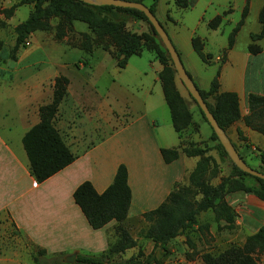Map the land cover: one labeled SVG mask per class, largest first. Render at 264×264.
<instances>
[{
    "label": "crops",
    "instance_id": "1",
    "mask_svg": "<svg viewBox=\"0 0 264 264\" xmlns=\"http://www.w3.org/2000/svg\"><path fill=\"white\" fill-rule=\"evenodd\" d=\"M18 2L0 0V10ZM246 2L195 0L189 8L180 9L175 0H157L155 16L198 89L207 90L219 71V91L237 94L240 118L225 132L238 154L246 162L254 155V168H259L258 154L264 150V134L246 125L244 117L250 114L248 97L264 96V37L251 38V34L261 30L259 13L264 0H248V12L235 34L234 43L228 47V35L241 19ZM32 4L17 5L8 18L0 13V19L5 22L0 29L13 30L12 46L18 23L11 25V19L22 5H28L30 13ZM216 17H220L219 22L210 27L209 23ZM139 25L138 32L143 31L145 26ZM44 35L45 31H35L29 37L38 40V48L42 43L59 42L82 51L66 37L58 41ZM193 37L201 39L203 52L208 56L206 60L192 47ZM28 42L27 46H32V42ZM251 44L255 46L254 51L249 48ZM22 48L16 51L14 60H10L8 54L0 56V247L6 248L3 251L0 248V264H27L21 252L27 253L32 263V248L44 249L48 257L63 258L72 253L104 252L117 239L116 222L111 221L100 229L91 228L74 202L73 192L80 183L89 181L96 192L102 193L112 182L119 164L127 167L132 194L124 224L136 245L126 249L118 259L126 260L140 251L141 261L153 252L162 264H205L201 259L203 253L217 254L231 245L240 246L259 230L264 221V202L252 193L234 190L224 196L230 208L229 220L222 210L210 207L196 214L195 222L168 244L167 253L159 246L154 247L152 240L144 235L147 222L142 214L157 208L175 183L187 184L198 160L181 151L170 163H165L161 157L160 149L178 148L180 138L159 82L160 63L150 60L146 64L131 63L133 56L149 51L143 50L130 56L125 67L119 68L108 51L97 48L92 55L87 54V58L75 63L77 69L88 65L91 72H61L57 67L52 72H33L24 63L32 50L21 52ZM100 50L103 56L95 57ZM149 52L157 59L154 52ZM106 59L114 60L113 71L117 72H95L104 67ZM127 67L133 72L117 70L124 71ZM107 74H117L119 79H112L104 87L98 86V78ZM59 75L66 76L69 83L54 124L75 159L37 182L30 173L22 137L39 122L40 106L51 102L54 80ZM176 85L186 96L179 80ZM190 109L200 127V136L192 137L193 140L201 145L206 139L207 145L213 146L208 133L210 126L200 114L195 118L191 105ZM210 150L219 164L218 150L215 146ZM226 174L224 168H220L210 183L219 184ZM257 258L259 264H264V253Z\"/></svg>",
    "mask_w": 264,
    "mask_h": 264
},
{
    "label": "trees",
    "instance_id": "2",
    "mask_svg": "<svg viewBox=\"0 0 264 264\" xmlns=\"http://www.w3.org/2000/svg\"><path fill=\"white\" fill-rule=\"evenodd\" d=\"M132 1L144 3L155 15L157 0ZM246 1L241 19L228 35V47L234 43L235 34L248 12V0ZM194 2L195 0H175L176 6L180 9L189 8ZM22 3H33L32 10L28 17L14 28L15 43L7 53L12 60L15 59L16 51L20 47H25V42L33 32H49L55 29L54 38L60 41L74 30L75 21L85 23L88 31H81L78 38L70 43L89 55H92L97 48L108 51L116 60L119 68L125 67L130 56L138 55L143 50L155 53L161 65L158 72L159 82L170 110L173 127L180 138L178 148H161V157L165 163H170L178 158L181 151L186 156L197 157L198 160L189 174L187 184L175 183L166 199L157 208L142 214L147 222L144 235L152 240L154 247L159 246L164 253H167L168 244L195 222L196 214L210 207L215 211L222 210L226 214V219L229 220L230 208L224 201V196L231 191L241 190L252 193L264 202V179L241 171L233 163L232 167L238 176H223L219 184L210 183V179L218 174L220 166L215 158L206 154L209 148L202 147L192 138L199 124L193 120L190 105L194 104L202 120L209 126L210 124L188 91L186 90L187 94L184 96L178 90L176 80L179 78H177L170 55L142 11L112 5H92L80 0H19L10 8L0 10V13L8 18L15 7ZM53 18L57 19L54 27L51 24ZM219 20L220 17L214 18L209 23L210 27H215ZM135 21L145 22L147 29L140 32L131 30L128 24ZM259 22L261 30L256 34H251L253 40L264 37V6L259 13ZM4 25L5 22L0 19V27ZM192 47L203 60L207 59L208 56L203 52L200 38H192ZM249 48L251 51L255 50L252 44ZM4 55V41L0 38V56L3 58ZM218 74L219 71L211 80L207 90H198L219 126L226 130L229 125L240 118V109L236 93L219 91ZM68 83L69 79L64 75L55 78L51 102L40 106L39 122L22 137L30 173L37 182L44 181L75 159L54 124L58 107L67 96ZM248 105L250 114L244 117L246 125L264 134V96L250 95ZM210 128V137L217 141L215 147L219 155L228 157L211 126ZM258 158L261 166L251 167L264 172V150H260ZM243 175L254 178L257 183L249 185L240 178ZM131 197L128 171L124 164L118 165L112 182L102 193L96 192L89 181H83L77 186L73 192V200L90 227L100 229L109 222L115 221L114 230L117 239L100 254L77 253L72 264H162L161 260L155 258L153 252L148 254L143 261L140 260L142 256L140 251L126 260H112L114 255L118 258L126 249L136 245V241L124 224ZM187 243L191 246L190 242ZM263 253L264 221L259 230L248 236L242 245H231L217 254L205 252L201 255V259L205 264H259L257 255ZM32 260L33 264H70L65 262L63 256L48 257L42 248L33 249Z\"/></svg>",
    "mask_w": 264,
    "mask_h": 264
},
{
    "label": "rangeland",
    "instance_id": "3",
    "mask_svg": "<svg viewBox=\"0 0 264 264\" xmlns=\"http://www.w3.org/2000/svg\"><path fill=\"white\" fill-rule=\"evenodd\" d=\"M28 13H29V6L28 5L20 6L19 9L16 11L15 15L13 16V18L11 19V22H10L11 25H15V24L25 20L28 17ZM56 22H57L56 18L51 19V24L53 27L56 25ZM138 22H140L141 24H143V26H145L144 30L147 29V24L143 21L131 22L128 24V27L131 30L139 31L140 30V25H139L140 23H138ZM54 30L55 29H53L49 32H45L44 36L52 37V39H54V32H55ZM81 31H87L86 24L83 22H80V21H75L74 22V30L72 32L68 33L66 36L68 42H73L74 40H76V38H78L79 33ZM38 34H40V33H38ZM36 36H38V35H36ZM0 38L3 39L4 42L6 43L5 54H7L8 51L12 48V44L14 42L13 30L10 27H5L3 29H0ZM28 40L30 42H32V46H26L25 45V47H23L21 49V52H25L26 50H27L26 52H30L32 50L31 55L28 58H26L24 63H25V65H29V67L31 69H33V72H52L53 70L56 69V67L61 72H91L90 67L88 65H86L84 68H81V69H77L75 67V63H78L79 59H84V58L88 57V55L85 54L83 51H80V50L75 49V48H71L64 43H59V42L58 43L49 42L46 44L42 43L40 48H38L39 47L38 46L39 45L38 40H36L33 36L29 37ZM101 54H103V53L100 50V51H98L97 55H95V57L96 56L102 57L103 55H101ZM8 58H9V55H8ZM10 60H12V59H10ZM148 60L155 61L156 64H158V60L155 59L154 54L149 52V51H144L141 56H133L130 62L134 63V62L141 61L142 63L146 64L148 62ZM103 64H104L103 65L104 67L101 70H96L95 72H117V71H113V68H115L114 60L106 59L105 62L103 61ZM61 67H63V68H61ZM117 70H118V72H133V69L131 67H127V69L124 71H122L121 69H118V68H117ZM112 79L117 81L119 79V76L117 74L114 76H111L110 74L103 75L100 78H98V80H97L98 86L104 87V86L108 85ZM113 84H115V83H113ZM181 86L183 87V85H181ZM184 90L186 91L185 88H184ZM186 94H187V92H186ZM191 106L193 107L195 118H196L199 115V112L196 111L197 107L194 104H192ZM206 127H208V126L206 125ZM208 133H210V136H211V128L208 129ZM204 135H205L204 133H201L202 137H204ZM193 136H198V137L200 136V127L198 128L197 132ZM210 139H211L210 140L211 143L214 142L213 146H216L217 141L213 140L211 137H210ZM207 144H208V141L205 139L203 141V143L201 144V146L202 147L208 146L209 150L206 154H209L213 157V155H215V153H212L213 155L210 153V151H211L210 149H212L213 146L210 145V146H212V147H210ZM218 155L216 157H218ZM219 157L221 159V160H219V162H220L219 166L221 164L220 168H224V170L228 173V174L224 175V177L229 176V175L238 176L237 172L232 167V161L230 160V158L226 157V156L221 157L220 155H219ZM246 160L248 162V165H250V167L251 166L256 167L255 162H254L256 160V158L254 155H251V159H246ZM240 178L245 180L249 185H254L257 183L254 178L247 176V175H243ZM210 180H212V178ZM0 248H2L1 251H3V249H6L3 246ZM32 250H33V248H32ZM21 256L23 257V259L26 256L27 261H25V262H27V264L33 263V260H32V263H31V261L28 260L29 256L27 253L24 254L21 252ZM114 259H118V258L115 257V255H114L112 260H114Z\"/></svg>",
    "mask_w": 264,
    "mask_h": 264
},
{
    "label": "water",
    "instance_id": "4",
    "mask_svg": "<svg viewBox=\"0 0 264 264\" xmlns=\"http://www.w3.org/2000/svg\"><path fill=\"white\" fill-rule=\"evenodd\" d=\"M80 1L92 5H112L118 7L135 8L139 11H142L147 17L149 24L154 28L155 34L159 37L163 47L168 51L179 80L182 82L185 89L193 97V99L198 104L199 108L204 113L205 118L207 119L208 123L215 132L218 141L223 146L224 150L226 151L232 163L241 171L248 173L252 176L264 179V172H260L250 167L244 161V159L236 151L231 140L227 136L225 130L219 126L213 114L210 112L206 102L202 98L198 88L194 84L192 78L186 72L180 60V57L174 45L172 44L167 32L163 28L162 24L158 21L156 16L150 11L148 6H146L142 2L132 1V0H80ZM75 258H76V253H72L67 255L64 258V260L65 262L72 264L75 261Z\"/></svg>",
    "mask_w": 264,
    "mask_h": 264
},
{
    "label": "built area",
    "instance_id": "5",
    "mask_svg": "<svg viewBox=\"0 0 264 264\" xmlns=\"http://www.w3.org/2000/svg\"><path fill=\"white\" fill-rule=\"evenodd\" d=\"M25 45L27 46V45H29V42H28V40L25 42ZM219 59V58H218Z\"/></svg>",
    "mask_w": 264,
    "mask_h": 264
}]
</instances>
